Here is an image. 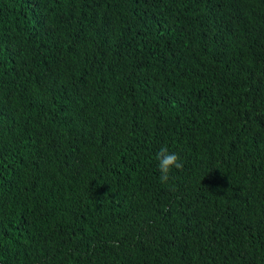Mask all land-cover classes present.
Masks as SVG:
<instances>
[{
	"label": "trees",
	"instance_id": "trees-1",
	"mask_svg": "<svg viewBox=\"0 0 264 264\" xmlns=\"http://www.w3.org/2000/svg\"><path fill=\"white\" fill-rule=\"evenodd\" d=\"M0 264H264V0H0Z\"/></svg>",
	"mask_w": 264,
	"mask_h": 264
},
{
	"label": "clouds",
	"instance_id": "clouds-1",
	"mask_svg": "<svg viewBox=\"0 0 264 264\" xmlns=\"http://www.w3.org/2000/svg\"><path fill=\"white\" fill-rule=\"evenodd\" d=\"M157 160L159 161L158 167L162 183L169 180V173L173 168L180 169L183 167L180 156L176 153H169L167 148H161L160 152L157 153Z\"/></svg>",
	"mask_w": 264,
	"mask_h": 264
}]
</instances>
